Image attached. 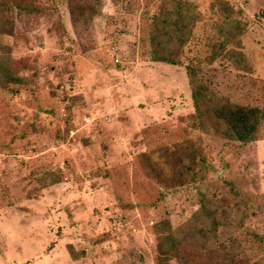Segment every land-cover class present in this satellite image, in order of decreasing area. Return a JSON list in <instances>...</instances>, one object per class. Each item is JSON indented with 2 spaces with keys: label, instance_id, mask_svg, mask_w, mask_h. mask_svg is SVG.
<instances>
[{
  "label": "rangeland",
  "instance_id": "rangeland-1",
  "mask_svg": "<svg viewBox=\"0 0 264 264\" xmlns=\"http://www.w3.org/2000/svg\"><path fill=\"white\" fill-rule=\"evenodd\" d=\"M0 264H264V0H0Z\"/></svg>",
  "mask_w": 264,
  "mask_h": 264
},
{
  "label": "trees",
  "instance_id": "trees-1",
  "mask_svg": "<svg viewBox=\"0 0 264 264\" xmlns=\"http://www.w3.org/2000/svg\"><path fill=\"white\" fill-rule=\"evenodd\" d=\"M193 99L196 97L192 93ZM254 108L247 109L241 106H218L213 109L212 116L217 123H223L226 127L225 135L238 141L247 142L252 139L254 129L262 117ZM167 240V239H166ZM173 242H169L167 250L173 249Z\"/></svg>",
  "mask_w": 264,
  "mask_h": 264
}]
</instances>
